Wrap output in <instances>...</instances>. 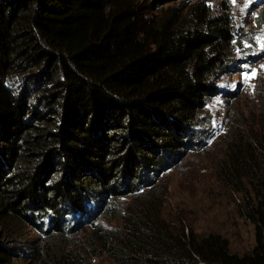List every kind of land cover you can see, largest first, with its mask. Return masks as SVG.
<instances>
[{
	"label": "trees",
	"instance_id": "16d2710c",
	"mask_svg": "<svg viewBox=\"0 0 264 264\" xmlns=\"http://www.w3.org/2000/svg\"><path fill=\"white\" fill-rule=\"evenodd\" d=\"M233 26L207 0H0V264H264V113L220 162L251 189L248 251L175 227L154 183L198 143Z\"/></svg>",
	"mask_w": 264,
	"mask_h": 264
},
{
	"label": "rangeland",
	"instance_id": "374dc122",
	"mask_svg": "<svg viewBox=\"0 0 264 264\" xmlns=\"http://www.w3.org/2000/svg\"><path fill=\"white\" fill-rule=\"evenodd\" d=\"M207 1L218 11L226 3L233 15L231 62L213 81L215 90L205 100L195 128L198 143L182 151L154 183L163 191L162 213L175 227L189 224L199 236L217 232L227 238L233 252L244 253L254 244V225L244 214L245 195L251 189L244 182L237 190L222 175L220 162L235 132H254L264 113V0ZM132 200L127 194L117 204L125 209ZM99 224L114 228L119 222L102 218ZM91 227L78 226L71 237L82 242ZM27 236L39 234L28 229ZM90 259L94 264H113L105 255Z\"/></svg>",
	"mask_w": 264,
	"mask_h": 264
}]
</instances>
